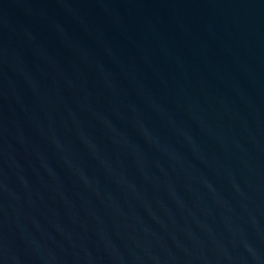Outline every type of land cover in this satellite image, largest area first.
I'll list each match as a JSON object with an SVG mask.
<instances>
[{"label":"water","instance_id":"95a60500","mask_svg":"<svg viewBox=\"0 0 264 264\" xmlns=\"http://www.w3.org/2000/svg\"><path fill=\"white\" fill-rule=\"evenodd\" d=\"M0 264H264V0H0Z\"/></svg>","mask_w":264,"mask_h":264}]
</instances>
